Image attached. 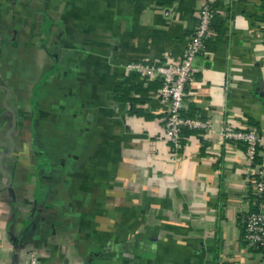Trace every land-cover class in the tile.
I'll return each instance as SVG.
<instances>
[{"label": "crops", "instance_id": "0c3cea01", "mask_svg": "<svg viewBox=\"0 0 264 264\" xmlns=\"http://www.w3.org/2000/svg\"><path fill=\"white\" fill-rule=\"evenodd\" d=\"M215 7L185 86L210 128L172 152L160 82L126 66L177 63L200 0H0V264H264L244 148L219 134L264 135V0Z\"/></svg>", "mask_w": 264, "mask_h": 264}, {"label": "built area", "instance_id": "2783aa9c", "mask_svg": "<svg viewBox=\"0 0 264 264\" xmlns=\"http://www.w3.org/2000/svg\"><path fill=\"white\" fill-rule=\"evenodd\" d=\"M196 29L186 45L180 60L168 65H144L131 63L126 72H136L160 82L157 90L160 102L166 107L164 119V140L172 152L183 147L184 131H204L210 128L209 123L199 118L185 117V86L194 74L192 62L203 48L216 15L215 0H200ZM224 141L241 144L247 159L246 194L252 196L251 209L244 215L241 239L250 249L264 248V163H256V157L264 153V135L259 128L245 125L236 128L226 123L220 130ZM29 264H40L36 254L31 253Z\"/></svg>", "mask_w": 264, "mask_h": 264}, {"label": "trees", "instance_id": "16d2710c", "mask_svg": "<svg viewBox=\"0 0 264 264\" xmlns=\"http://www.w3.org/2000/svg\"><path fill=\"white\" fill-rule=\"evenodd\" d=\"M117 93H118V94L121 93V96H122V95H123V96L120 97L119 99L124 100V97L126 96L124 86L119 87V88L117 89ZM184 116L190 118V116H189L186 112L184 113ZM250 125H251V126H255V127L258 128V126H257L255 123H252V122H251ZM242 146H243V145H242ZM243 148H244V146H243ZM256 163H262L260 156L256 157ZM251 198H252V197H251ZM251 211H254V208H253V207H251ZM259 249H261V248H259Z\"/></svg>", "mask_w": 264, "mask_h": 264}]
</instances>
